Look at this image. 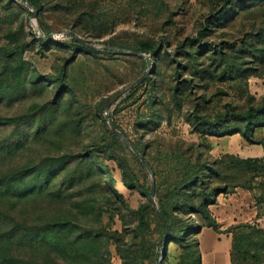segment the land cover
Wrapping results in <instances>:
<instances>
[{
    "label": "rangeland",
    "instance_id": "1",
    "mask_svg": "<svg viewBox=\"0 0 264 264\" xmlns=\"http://www.w3.org/2000/svg\"><path fill=\"white\" fill-rule=\"evenodd\" d=\"M166 2L174 13L166 26L173 35V45L180 38L190 35L198 37L201 43L207 44L208 49L220 47L222 53L205 54L189 65L183 57L173 59L167 56L165 61L159 63L156 73L151 69L149 71L156 85L154 94H149V87L143 85L133 97L125 98L124 94L109 108L119 127L144 150L154 165L159 193L161 189L168 188L185 167L195 169L204 163L214 164L228 153L241 157L264 155V147L247 143L239 134L211 135L203 131V124L197 122L201 120L199 118H204L222 126L221 120L229 112L245 111L264 104V59L258 57L261 55L260 48L264 47V7L240 10L238 16L226 25H211L209 30L200 31L201 21L210 12L213 0ZM21 5V0H0V48L22 46L18 55L9 62L0 56V81L6 82L8 77L11 87V70L22 65L28 75L40 76L37 83L39 88L28 90L22 97L0 99V117L15 118L19 122L40 104L50 100L56 85L55 76L70 62L68 80L76 91L77 100L69 113H59L56 126L50 133L30 137L24 151L8 154L0 150V171L11 166L38 165L53 156L88 153L92 148L99 149L97 153L100 154L93 160L102 161L106 166H100L97 173L83 184L71 188L66 196L34 200L26 207L18 204V214L36 221L42 218L77 219L86 225L82 227L88 226L89 229L101 224L107 229L124 230L123 227H126L128 234L134 224H127L132 219L129 216L125 215L121 220L118 214H114L119 204L117 197L107 187V182L113 181L112 189L123 195L126 205L130 209L140 210L134 223H141L144 237L147 240L149 237L150 244L159 242L161 238L154 219L144 209L149 198L141 186L151 185L148 170L141 167L128 149H114L112 159L101 155L103 149L112 147L106 142L109 126H105L101 120V115H104L101 105L144 72L145 66L140 56L73 53L59 44L69 37L59 31L53 32L54 44L48 48L41 46L31 39L34 32L43 34L37 22V12L32 17ZM145 8L141 5L138 9ZM153 12L156 13L155 10ZM46 19L50 24L58 18L47 16ZM115 29L114 34L119 39L133 44L141 39L144 31L157 32L163 28L157 21L145 18L140 25L122 23ZM179 32L182 33L176 38ZM202 69L205 71L200 72ZM224 69L226 72H222ZM45 77L52 81L41 87ZM185 79L189 81L184 82ZM175 85L178 88L174 91ZM71 99L72 96L67 93L62 99L63 104L68 106ZM151 117H156L153 123H139ZM68 119H72L76 126L71 130L62 129ZM227 122L231 125L237 123L234 119ZM227 122L224 121L225 124ZM11 130L12 126L0 128V142L9 137ZM247 170L248 174L242 176L239 183H245L249 178L251 167ZM258 171L262 172L260 168ZM124 172L132 185L125 184ZM65 173H62V178ZM229 175L225 171L223 177ZM220 181L218 179L216 185ZM250 185V188L231 187L228 193L213 196L208 212L216 229L203 225L207 223L200 214L178 213L173 217L177 229L185 228L190 223H199L202 227L200 232L196 233L197 228H194L195 231L187 236L189 243H195L199 249V264H264V177L254 178ZM155 201L157 204L156 196ZM81 202H86L89 208L78 207L77 203ZM102 205L104 211L99 214ZM122 211L127 212L125 209ZM102 246V264H122L113 242H106L104 238ZM161 264H184L181 250L174 243L168 246Z\"/></svg>",
    "mask_w": 264,
    "mask_h": 264
},
{
    "label": "trees",
    "instance_id": "2",
    "mask_svg": "<svg viewBox=\"0 0 264 264\" xmlns=\"http://www.w3.org/2000/svg\"><path fill=\"white\" fill-rule=\"evenodd\" d=\"M21 7L30 15L34 10L37 11V22L43 31L42 35L33 33L31 39L41 46L48 48L54 44V40L49 35L54 31L66 30L70 33L79 35L88 44L112 45L130 50L142 52L150 56L152 62L151 72L156 73L159 69V63L166 60L167 56L173 59L184 58L189 65L191 62L198 60L205 54H221L219 47L207 48V44L201 43L198 37L186 35L173 45L172 33L166 29L167 23L172 20V9L166 0H21ZM27 2L31 6V10L25 6ZM141 5L145 9H138ZM264 7V0H213L210 5V12L201 22V30H209L210 26H224L234 20L240 10L250 9L252 7ZM153 7V8H152ZM156 11V13L153 12ZM47 16H56V21L52 20L50 24L46 21ZM157 21L158 25L163 29L155 31H144L140 40H136L133 44L126 43L119 39L115 32L117 25L122 23L141 24L144 19ZM182 33H176L178 35ZM111 35V36H110ZM107 36H110L106 38ZM59 44L69 48L71 52L88 54L105 53L107 55H126L136 56L127 53H119L117 51L107 49H93L81 44L73 37H67ZM22 50L21 45L12 49L0 48V56L6 62L13 60ZM261 55L259 59H264V47L260 48ZM209 55V56H210ZM139 57V56H138ZM141 58L145 70L147 61ZM68 65H64L56 78V85L53 89L50 100L40 104L39 107L27 116L17 122L15 118L0 117V128L12 126V130L8 138L0 142V150L4 153L21 150L24 151L28 145L30 137H38L45 133H50L52 128L56 126L59 113L70 112L71 107L76 102V91L68 80ZM193 66V65H192ZM10 67V63H9ZM144 70V72H145ZM177 71V70H176ZM205 71L202 69L200 72ZM143 72V73H144ZM222 72H226L224 69ZM142 73V74H143ZM141 74V75H142ZM13 83L10 86V80L6 77V82L0 81V99L11 100L15 97H22L28 90H37L39 87V75H28L24 67L17 66L10 73ZM44 87L52 79L45 77ZM46 81V82H44ZM185 79L184 82H188ZM143 85L148 86L149 94H154L156 88L153 77L148 74L147 77L135 88L126 93L125 98H131ZM178 85L174 86V91ZM183 88V86L181 87ZM69 93L72 96L68 106L63 104V97ZM110 100V99H109ZM101 105V113L108 101ZM117 127H119L112 114ZM227 117L221 120L222 126L218 122L209 119L199 118L197 122L203 124L205 130L211 135H234L239 134L249 144H258L264 147V104L255 107H249L245 111H231L226 114ZM234 119L237 123L229 124L227 121ZM101 120L108 126L104 115ZM156 117L148 118L140 121V124L153 123ZM226 121L228 124H225ZM62 129H73L76 124L72 119H68L64 123ZM127 137L128 135L123 132ZM129 138V137H128ZM130 139V138H129ZM130 141H132L130 139ZM106 142L111 144V148L103 149L101 155H107L112 159L113 150L116 148L128 149L132 157L145 167L133 151L125 145L109 128L107 131ZM135 147L144 155L145 159L151 166L154 175L156 170L154 165L145 155L141 147L132 141ZM99 149H90L88 153L78 155H59L47 159L45 163L24 167H10L0 171V264H102L103 250L102 239L106 242L114 243L115 248L122 260V264H156L160 256V246L158 242L150 244L148 237L143 235V227L140 222L138 225L134 223L136 216L140 213L139 209H130L124 202L123 195L112 189L113 181L107 182V187L112 190L117 197L119 206L115 209L116 213L123 220L125 215L132 219L129 223L134 225L130 232L126 234L124 230L107 229L102 224L89 229L82 227L77 219H48L42 218L40 221L29 220L24 215H19L18 204L26 207L34 200H43L50 198H61L66 196L71 188L83 184L87 179L97 173L100 166H106L102 161H94L98 158ZM74 164V167H71ZM251 167L249 178L245 183H239V179L248 174V168ZM71 168V169H70ZM101 168V167H100ZM261 169L260 173L258 169ZM66 171L61 177L62 173ZM225 171L230 175L223 177ZM264 177V155L254 157H241L235 154H226L221 159L215 161L214 164L204 163L201 167H185L183 173L176 176L168 188L160 190L155 178V196L158 198L157 206L166 219L170 234L167 236L163 256L166 255L168 246L172 243L181 250V261L184 264H199V249L195 243H189L188 235L194 232H200L199 223H190L185 228H176L173 221L174 216L178 213L200 214L204 217L207 226L216 229L215 222L211 220L208 205L211 203L213 196L219 193H228L231 187L243 186L250 188V182L254 178ZM126 185H132L131 179L127 178V173L123 175ZM219 180L220 183L216 182ZM58 180V183H55ZM143 192L149 198L150 186H141ZM83 202V201H82ZM77 203L78 207L88 209L86 202ZM104 205L100 208L103 214ZM123 209L127 212L123 213ZM144 209L154 219L156 230L159 237L165 234V228L157 216L150 200L144 204ZM118 210V211H117ZM126 220V219H125ZM126 221H123V223ZM152 230L149 228V232ZM146 227V236L148 235ZM159 238V239H160ZM149 242V244L147 243ZM98 244L100 245L98 249ZM163 244V243H162ZM103 253V252H102ZM233 253V251H232ZM163 259V258H162ZM161 259V260H162ZM161 264V261H160Z\"/></svg>",
    "mask_w": 264,
    "mask_h": 264
},
{
    "label": "water",
    "instance_id": "3",
    "mask_svg": "<svg viewBox=\"0 0 264 264\" xmlns=\"http://www.w3.org/2000/svg\"><path fill=\"white\" fill-rule=\"evenodd\" d=\"M26 5L28 7L31 8V6L25 2ZM36 10H34L33 14L31 15L32 17H35L36 15ZM60 33L73 37L75 39H77L81 44L93 48V49H107V50H112V51H117L119 53H127V54H132V55H136V56H140L143 57L144 59H146L147 61V68L145 70V72L140 75L139 77H137L135 80H133L131 83H129L126 87H124L121 91H119L116 95H114L106 104L105 108H104V118L108 123L109 128L111 129V131L117 136L118 139H120L125 145H127L132 151L133 153L138 157V159L142 162V164L145 166V168L148 170V172L151 175V185H150V191H149V200L152 204V207L154 208L157 216L159 217V219L161 220L166 234L159 240V246H160V256L159 259L157 261L156 264H160L161 259L163 258V252H164V248H165V242L167 239V236L170 234V228L169 225L166 221V219L164 218V216L162 215V213L160 212L156 201H155V176L153 173V170L151 168V166L149 165L148 161L145 159L144 155L135 147V145L132 143V141H130V139L117 127V125L114 123L113 119L110 117L109 115V108L110 106L117 101V99L126 94L128 91H130L131 89L135 88L137 85H139L149 74V71L151 69L152 66V62L150 60V56L148 54L142 53V52H138V51H134V50H130L127 48H122V47H117V46H112V45H97V44H88L86 43L79 35L74 34V33H70L66 30H61L59 31ZM53 37V33H51L49 35V38ZM163 243V244H162Z\"/></svg>",
    "mask_w": 264,
    "mask_h": 264
}]
</instances>
